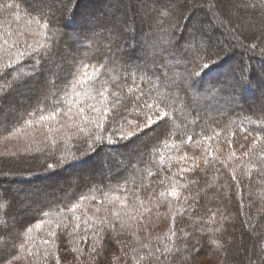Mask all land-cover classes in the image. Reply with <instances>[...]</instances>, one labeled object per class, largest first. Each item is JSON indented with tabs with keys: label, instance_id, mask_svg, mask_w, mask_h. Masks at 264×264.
Returning a JSON list of instances; mask_svg holds the SVG:
<instances>
[{
	"label": "trees",
	"instance_id": "trees-1",
	"mask_svg": "<svg viewBox=\"0 0 264 264\" xmlns=\"http://www.w3.org/2000/svg\"><path fill=\"white\" fill-rule=\"evenodd\" d=\"M44 1L0 0V225L31 229L12 264H264V101L238 104L264 84V47L224 19L264 26V0ZM237 54L245 67L206 81ZM133 94L166 130L121 139Z\"/></svg>",
	"mask_w": 264,
	"mask_h": 264
},
{
	"label": "snow or ice",
	"instance_id": "snow-or-ice-1",
	"mask_svg": "<svg viewBox=\"0 0 264 264\" xmlns=\"http://www.w3.org/2000/svg\"><path fill=\"white\" fill-rule=\"evenodd\" d=\"M199 50V49H197ZM51 55L50 52L46 50L45 53L41 54V59L43 58V55ZM193 62H195V57H193ZM198 67H208L207 61H205L203 64L198 65ZM43 66L41 64H37L33 61V68L32 73L33 76L30 79H34L36 75L40 74L42 72ZM27 86V81H20L15 84H13V89H18L21 87ZM103 95V93H101ZM0 99H3V97H0ZM122 107L114 110L113 115V123L119 124L121 119L125 120V123H127V116L130 115V118L132 120H135L137 123L133 125H129L130 131L128 132L127 136H121V139H129L133 135L138 136L140 132H144V135H148V132L145 131L146 129H150L151 131H156V128L159 127L161 129L166 130V125L168 123L167 116L168 113L161 112L160 110L156 109L154 106L150 105L148 102V99L145 96H141L138 94H133L131 97H126L124 100L121 101ZM138 109V111H136ZM129 110H132L129 112ZM99 127V124L97 125ZM115 131L119 132L120 129L116 128ZM161 135H164V132L162 131ZM97 140L101 139V137L96 136ZM142 138V137H140ZM191 142V137L188 138ZM210 139V137H209ZM259 140V137L256 138V141ZM184 159H188L187 157H184ZM193 160L195 158H192ZM49 167H52V165H49ZM187 169H181V171H186ZM235 179V177H233ZM171 196L176 197L178 194L175 190H173L170 193ZM160 196H164V193L161 192ZM0 199H8L7 196L0 197ZM73 206V211H74ZM6 215H8L6 213ZM119 215V213H117ZM37 228L40 227L39 224L36 225ZM113 229H115L116 225L112 226ZM17 228L20 230H24L27 228V231H31L30 228L27 227V224L23 222L18 223H6V225H0V240H3V245H0V260L5 261L6 264H12V261L7 258L5 253L8 252L9 249L15 248L17 246V243L21 241V232L17 231ZM174 234V233H173Z\"/></svg>",
	"mask_w": 264,
	"mask_h": 264
},
{
	"label": "rangeland",
	"instance_id": "rangeland-1",
	"mask_svg": "<svg viewBox=\"0 0 264 264\" xmlns=\"http://www.w3.org/2000/svg\"><path fill=\"white\" fill-rule=\"evenodd\" d=\"M52 1V0H51ZM55 2H57L58 3V1L59 0H54ZM45 3H48V4H50L49 3V0H45L44 1ZM231 3H233V1L231 2ZM240 3L241 2H238V5H237V8L239 9L240 8V10L241 9H243V7L242 6H239L240 5ZM136 4H138L136 1H134V0H132V5H136ZM234 5H236V3H234ZM80 6H81V8H80V10L78 11V13H79V15H81V13H83V11H82V8H83V4H82V2L80 3ZM239 6V7H238ZM236 7V6H235ZM205 8V7H204ZM203 8V9H204ZM208 7L206 6V9H207ZM249 8H251V6H249ZM243 11V10H242ZM254 11V10H253ZM236 13V12H235ZM235 13H231L230 14V17L228 18V20H227V18H224L225 19V22L229 25H227V30L229 29V28H231V30H232V32L234 31L233 30V28H237V30L238 31H241V30H247L248 29V33H249V35L251 34V36H252V39H253V41H259L260 40V43H259V47H264V40H262V34H263V32H264V26L261 24V22L260 23H258V24H254L253 22H252V19H253V17L252 16H249L250 14H243L241 17H243V18H239L238 17V15L237 14H235ZM244 13V12H243ZM81 17V16H80ZM238 20H240V21H238ZM224 22V23H225ZM247 28V29H246ZM230 30V29H229ZM228 30V31H229ZM25 32V31H24ZM29 32V30L26 32V33H28ZM106 31H101V33H105ZM111 32V31H110ZM186 32V31H185ZM179 34V33H178ZM178 34H176L177 36H174L173 37V35H172V44L175 42V40L176 39H178ZM96 35H98V34H96ZM208 35L210 36V37H215L216 38V36H219V35H221V36H226L227 35V32L225 33V31L224 32H212V33H208ZM177 41V40H176ZM209 45H207L206 43H204V45H201L200 46V49L202 50V51H211L212 49H216V47H214V46H211L210 45V47H208ZM63 47H64V49H71V47H73V44L71 43V42H64V45H63ZM140 48H142V46H139ZM60 60H62V59H60ZM230 60L231 61H229L228 62V64H224V66L222 67V68H220L219 69V71L217 72L218 73V75L216 76L215 74L214 75H209V76H207V79H206V81L207 82H211L212 81V83H214V81H218V82H227V77H229V75H232V72H231V69L233 70V68L234 67H238V68H240L241 66H244L245 67V64H246V62H247V60H246V57H245V55H243V54H237V55H235L234 57H231L230 58ZM162 63H163V61H162ZM235 63V64H234ZM161 64V63H160ZM164 64H165V62H164ZM232 64H234V65H232ZM243 67V68H244ZM260 69H262V70H260ZM260 69H255L257 72H264V68L262 67V68H260ZM248 70V71H247ZM245 71H247V72H250L251 71V69L250 68H247V69H245ZM222 77V78H221ZM174 80V79H173ZM185 78H183L182 76H181V78L180 79H178V80H176V81H178L179 83H181V84H183V85H185L184 83H185ZM175 81V80H174ZM211 83V84H212ZM239 84V83H238ZM12 88H9V91L11 90ZM255 89H256V91H255ZM29 93V95L30 96H36V93L35 92H33V91H29L28 92ZM28 93H27V95H28ZM28 95V96H29ZM242 98L243 99H241V102H239L238 104H243V105H245V106H255V104H256V102H258V101H264V84H261V85H257L256 87H254L253 88V92L252 93H249L248 95H245L244 96V94H243V96H242ZM247 98V99H246ZM240 100V99H239ZM237 104V105H238ZM24 105V104H23ZM25 106V105H24ZM254 108V107H253ZM13 109H15V108H13ZM15 110H17V109H15ZM127 134H128V132H127ZM112 158L113 159H118V157L117 156H115V155H113L112 156ZM243 159H245V157H242ZM247 158V157H246ZM119 160H121V159H119ZM123 162H122V166H123V164H125L126 165V159L125 160H122ZM102 163H104L103 162V160H102ZM231 165H233V167H234V169L236 170V171H241V172H243V171H245V170H242V168L244 167V166H246V167H249L248 165H245L244 163H241V162H232V164ZM110 166V165H109ZM104 168V171L106 172L107 171V169L105 168V167H103ZM5 177H7V175H5ZM48 195H49V193H48ZM239 249H241V247H239ZM249 254V253H248ZM199 264H209V262H207L205 259H202L201 260V262L199 263Z\"/></svg>",
	"mask_w": 264,
	"mask_h": 264
}]
</instances>
